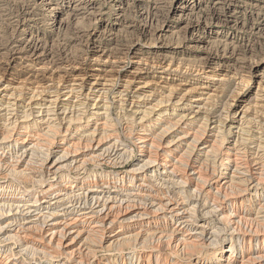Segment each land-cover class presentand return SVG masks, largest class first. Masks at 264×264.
<instances>
[{
  "label": "bare ground",
  "instance_id": "1",
  "mask_svg": "<svg viewBox=\"0 0 264 264\" xmlns=\"http://www.w3.org/2000/svg\"><path fill=\"white\" fill-rule=\"evenodd\" d=\"M225 14L233 16L229 7ZM40 38L31 49L54 53ZM89 39L95 54L87 67L59 53L67 62L62 74L50 79L53 72L44 78L31 72L26 93L16 91L17 78L7 77L10 62L0 76V117L13 122L0 123V264H112L95 257L98 251L124 252L123 245L136 241L113 264H173L158 246L174 255L206 254L193 264H264V150L258 145L244 155L247 145L237 143L251 105L227 110L223 120L206 116L213 125L198 130L211 83L183 95V88L165 84L168 99H157L150 81L133 86L142 75L139 61L113 74L101 58L106 51ZM121 50L130 53L131 46ZM114 77L121 80L116 102L129 105L139 124L132 160L131 146L109 121ZM41 79L46 82L35 84ZM227 125L231 140L216 177L211 159ZM123 163L131 164L117 168ZM149 242L154 251L147 253Z\"/></svg>",
  "mask_w": 264,
  "mask_h": 264
},
{
  "label": "rangeland",
  "instance_id": "2",
  "mask_svg": "<svg viewBox=\"0 0 264 264\" xmlns=\"http://www.w3.org/2000/svg\"><path fill=\"white\" fill-rule=\"evenodd\" d=\"M60 1L53 0L51 5H47L42 0H0V76L6 75L4 68L10 62L7 77L17 78V92L26 93L24 81H34L33 72L40 73V77L43 74V78L53 72L50 79L62 74L67 62L58 58L59 53L64 58H71L69 64L87 67L95 54L94 43L89 39L92 37L106 51L101 58L113 74L121 65L128 69L138 67L139 61L142 75L133 86L150 81L157 99L167 98L169 92L166 89L172 85L178 87L179 91L183 88L180 93L183 95L189 90L196 93L195 87H201L205 82L211 83L212 100H208L205 106L208 107L195 123H198V130L207 131L213 125H209L208 117L223 120L227 110L233 113L244 104H250L248 113L251 114L242 126L243 134L238 133L237 143L243 141L240 147L247 145L242 149L244 155L258 145L264 150V100L261 99L264 98V0H91V5L86 8L83 7L88 0H65V8ZM228 7L233 12L232 17H226ZM19 15L23 21L20 25L15 21L20 19ZM95 31L97 34L93 35ZM89 33L92 34L88 36ZM34 37H41L45 43L43 46L48 43L47 46L54 53L51 51L49 55L43 48L33 51L31 45ZM128 45L131 52L124 54L121 48ZM61 48L63 52H60ZM167 67L168 70L164 71ZM163 74L170 78H161ZM115 79V86L108 91L106 99L110 103L109 121L123 142L131 146L129 158L132 160L137 152L132 136L140 131L139 124L133 118L129 105L116 102L115 91L121 80ZM45 82V79H41L35 84ZM257 94L261 97H257ZM87 108L91 109V106L87 105ZM172 115L169 113L168 117ZM126 117L130 119L128 126ZM1 122L6 128L13 123L11 118L4 116L0 117ZM229 125L221 126L220 134L216 136L219 142L211 159V164L217 170L216 177L223 170L225 161L222 158L229 145L228 140H231ZM130 164L123 163L119 165L123 167L117 168L122 170ZM133 243L137 241L123 245L124 252L98 251L95 257L102 259L107 256L113 264L112 261L120 258L121 254L135 249ZM158 247H161L159 252L169 255L173 264H193L198 256L206 255L190 250L194 255L176 252L178 254L175 256L162 246ZM143 250L147 253L154 251L150 242ZM210 256L207 254L208 258ZM151 263L154 264L152 259Z\"/></svg>",
  "mask_w": 264,
  "mask_h": 264
}]
</instances>
